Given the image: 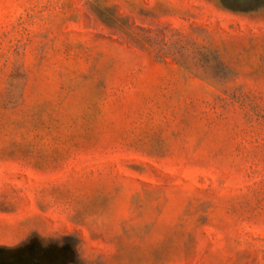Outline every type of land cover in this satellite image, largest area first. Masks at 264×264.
Masks as SVG:
<instances>
[{
	"label": "rangeland",
	"instance_id": "1",
	"mask_svg": "<svg viewBox=\"0 0 264 264\" xmlns=\"http://www.w3.org/2000/svg\"><path fill=\"white\" fill-rule=\"evenodd\" d=\"M0 264H264V0H0Z\"/></svg>",
	"mask_w": 264,
	"mask_h": 264
}]
</instances>
